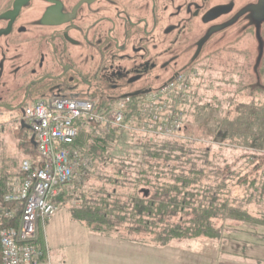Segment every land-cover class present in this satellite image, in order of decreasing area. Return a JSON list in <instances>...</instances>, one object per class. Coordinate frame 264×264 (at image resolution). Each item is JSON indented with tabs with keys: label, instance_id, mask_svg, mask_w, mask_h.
Returning a JSON list of instances; mask_svg holds the SVG:
<instances>
[{
	"label": "flooded vegetation",
	"instance_id": "1",
	"mask_svg": "<svg viewBox=\"0 0 264 264\" xmlns=\"http://www.w3.org/2000/svg\"><path fill=\"white\" fill-rule=\"evenodd\" d=\"M259 2L0 0V115L59 96L146 103L257 23Z\"/></svg>",
	"mask_w": 264,
	"mask_h": 264
},
{
	"label": "rangeland",
	"instance_id": "2",
	"mask_svg": "<svg viewBox=\"0 0 264 264\" xmlns=\"http://www.w3.org/2000/svg\"><path fill=\"white\" fill-rule=\"evenodd\" d=\"M237 32L233 31L230 40L217 46L209 60H204L191 71L184 73L173 87L170 85L168 89L158 94L148 95L146 103H138L134 107L126 105L124 119L119 125L105 127L103 124H88L87 133H91L92 138L100 137V133H109L110 137H105L104 142L96 144L95 148L91 142H88V150L91 153L85 152L71 182L56 195V205L60 208L56 212L59 214L58 218L71 215L72 209L83 208L90 198L100 197L102 190L122 200L128 198L130 193L139 191L140 186L136 188L133 186L134 173L124 171L125 176L122 177L117 171L119 167L117 164L122 159L125 160L124 165L141 162L143 146L149 142L169 141L178 143L177 145L187 143L192 146V149L197 150L191 155L192 158L195 157L194 153L200 154L208 150L205 162L197 158L198 166L204 167L205 175L199 181L202 185L212 183V175L209 173L216 156L221 166L224 167L227 164L232 170L241 171V175L248 171L251 173L256 165L255 160L264 161V140L262 139L264 135V55L258 70L260 77V85H258L252 71L256 57L255 37L249 28L243 34ZM262 35L264 38V26ZM115 106L117 104H98V110ZM126 113L129 115L126 116ZM16 116L7 111L0 115V170L11 179L9 182L19 178L17 176L24 159H34L36 156L33 145L30 148L29 144L25 143L30 132L20 128V120H17ZM222 120L230 126L234 122L238 125L237 132L231 137L226 132H222L221 128H215V125ZM79 144L78 142L76 145L82 148L83 146ZM259 166L255 173H257L258 181H262V187L264 163ZM209 176H211L209 181H205ZM225 177L226 175L223 178ZM225 182L227 183L225 190H231L233 198L243 201L244 209L250 218L243 222L215 220L216 226L220 227L222 232L219 238L197 236L180 238V240H215L222 243L225 239L229 241L231 237H239L240 232L247 235L257 229L258 231L262 229L264 232V191L251 195V190L247 189L246 185H236V181L230 179H225ZM110 199L115 200L114 197ZM72 219L73 223H79L90 232L101 235L82 221L73 217ZM111 220L114 227L110 230V234L101 236H121L139 243L150 244L153 235L142 232V227L138 229L142 231H136L134 230L136 228H133L135 226H130L131 222L127 219L124 224L115 217ZM47 221L48 219L37 227L38 240L41 242V245H37L46 253L43 260L46 259L45 264H65L57 261L59 250L65 248L67 252V249L74 244L73 237L78 236L79 232L69 222L64 223L61 232L56 231L47 226ZM47 234L53 248H56L53 251L50 250V256L56 259L52 262L44 240ZM59 259L62 260L61 257Z\"/></svg>",
	"mask_w": 264,
	"mask_h": 264
},
{
	"label": "trees",
	"instance_id": "3",
	"mask_svg": "<svg viewBox=\"0 0 264 264\" xmlns=\"http://www.w3.org/2000/svg\"><path fill=\"white\" fill-rule=\"evenodd\" d=\"M126 105L134 107L137 103ZM127 114L129 115L126 113V116ZM88 124L81 126L74 141L75 146L78 142L83 146L80 149L83 150L84 155L85 152L91 153L88 150V142H91L95 148L96 144L104 142L105 137H110L109 133H100V137L92 138V134L87 133ZM218 127L231 137L237 132L238 125H235L234 122L230 126L229 123L222 120L215 125V128ZM262 139L264 140V135ZM25 143H28L31 148L29 134ZM177 144L169 141L149 142L143 146L141 162L124 165L125 160H120V163L117 164L119 175L125 176L124 171L134 173L133 186L135 188L140 186L139 191L130 193L128 198L122 200V198L102 190L103 193L100 197L90 198L83 208L72 209V217L82 221L101 235L110 234V230L114 227L112 218L115 217L123 224L127 219L128 222H131L130 226H135L134 230L142 231L138 230L139 227H142V232L151 233L153 237L149 243L157 246H166L180 238L197 236L219 238L222 236V232L221 228L216 226L215 220L226 219L243 222L249 219L250 216L244 209L243 201L233 198L231 190H225L227 186L225 179L236 181V185H246L247 189L250 188L251 195L263 192L264 185L261 187L262 181H258L255 170L260 168L259 164L261 165L264 161L255 160L256 165L251 173L248 171L241 175V171L232 170L227 164L224 167L221 166L216 156L209 173L212 175V183L202 185L199 181L205 175L204 167L198 166L197 158L205 162L208 150H204L200 154L194 153L195 157L192 158L191 155L197 150L192 149V146L187 143ZM34 159L31 160L34 161ZM128 168L131 169L128 170ZM17 177H22L21 168ZM8 178L0 170V233L5 228L17 227L21 217L20 209L16 210L12 203L3 201V196L8 191V182L11 180ZM209 178L211 176L208 179L205 178V181H209ZM261 178H264V171ZM111 197H114L115 200L110 199ZM55 198L56 196L53 197V201L56 203ZM5 210L13 212L12 216L5 215ZM118 237L121 238V236ZM39 241H36V244L41 245ZM1 260L0 243V264Z\"/></svg>",
	"mask_w": 264,
	"mask_h": 264
},
{
	"label": "built area",
	"instance_id": "4",
	"mask_svg": "<svg viewBox=\"0 0 264 264\" xmlns=\"http://www.w3.org/2000/svg\"><path fill=\"white\" fill-rule=\"evenodd\" d=\"M126 104L98 110V104L84 98L59 96L38 99L26 104L24 122L34 133L36 160L21 162L22 177L8 184L3 196L21 210L17 227H8L0 233L1 264H45V250L36 244L37 227L57 211L53 201L60 189L68 185L79 167L84 153L74 145L82 125H119L124 119ZM5 215L13 212L5 210ZM43 262V263H42Z\"/></svg>",
	"mask_w": 264,
	"mask_h": 264
},
{
	"label": "crops",
	"instance_id": "5",
	"mask_svg": "<svg viewBox=\"0 0 264 264\" xmlns=\"http://www.w3.org/2000/svg\"><path fill=\"white\" fill-rule=\"evenodd\" d=\"M58 206L56 212L60 210ZM58 216L55 213L50 217L47 226L61 232L64 223L69 222L79 232L73 237L74 244L67 252L65 248H59L57 261L65 264H264L262 229L249 235L240 232L239 237H231L229 241L225 239L222 243L177 239L166 246H156L126 238L104 237L81 227L79 223H73L70 214ZM44 240L50 261H55V257L50 256V250L56 248H53L48 234Z\"/></svg>",
	"mask_w": 264,
	"mask_h": 264
},
{
	"label": "water",
	"instance_id": "6",
	"mask_svg": "<svg viewBox=\"0 0 264 264\" xmlns=\"http://www.w3.org/2000/svg\"><path fill=\"white\" fill-rule=\"evenodd\" d=\"M254 13V18L257 19V23H251L247 25L246 28H253L256 45V57L254 59V64L252 67V71L256 77L257 84L260 85V77H259V67L262 63L263 55H264V38L262 35V30L264 26V0H260L258 4L251 5L249 8ZM21 118H20V127L21 128H31L24 122V110L21 108ZM30 143L33 145L35 149V141H34V133L30 135Z\"/></svg>",
	"mask_w": 264,
	"mask_h": 264
}]
</instances>
